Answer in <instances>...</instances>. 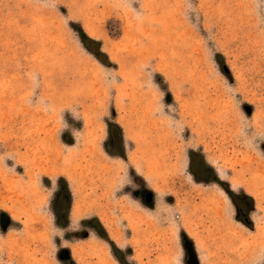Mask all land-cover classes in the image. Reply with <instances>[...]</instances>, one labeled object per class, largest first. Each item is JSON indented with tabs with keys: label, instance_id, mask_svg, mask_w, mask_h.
Wrapping results in <instances>:
<instances>
[{
	"label": "rangeland",
	"instance_id": "1",
	"mask_svg": "<svg viewBox=\"0 0 264 264\" xmlns=\"http://www.w3.org/2000/svg\"><path fill=\"white\" fill-rule=\"evenodd\" d=\"M263 194L264 0H0V264H264Z\"/></svg>",
	"mask_w": 264,
	"mask_h": 264
},
{
	"label": "bare ground",
	"instance_id": "2",
	"mask_svg": "<svg viewBox=\"0 0 264 264\" xmlns=\"http://www.w3.org/2000/svg\"><path fill=\"white\" fill-rule=\"evenodd\" d=\"M65 161V160H64ZM244 170V169H243ZM245 171V170H244ZM243 172V171H242ZM219 177H222V175H218ZM252 177V176H251ZM255 177V176H254ZM255 180H256V178H255ZM234 183V182H233ZM260 183V182H259ZM253 185V184H252ZM255 188V187H254ZM262 189H263V187H262ZM261 193V192H260ZM262 195V194H261ZM264 195V194H263ZM212 197V196H211ZM213 201H215V200H213ZM213 201H208V202H210V204H211V202H213ZM217 204V203H216ZM212 206H214L213 204H211ZM217 206V205H216ZM216 206H214V210L216 209L215 207ZM211 209V208H210ZM218 209V208H217ZM222 210V209H221ZM216 211V210H215ZM217 212V211H216ZM220 213V212H219ZM217 214V213H216ZM218 215V214H217ZM216 217V216H215ZM218 217V216H217ZM219 219H220V217H218ZM223 218V217H222ZM214 220H216V219H214ZM221 220V219H220ZM219 220V221H220ZM220 222H222V221H220ZM227 222V221H226ZM214 223V222H213ZM215 224V223H214ZM223 224V223H222ZM221 225V224H220ZM226 225H227V223H226ZM213 226V225H212ZM216 226H218V225H216L215 224V227ZM224 226V225H223ZM216 229V228H215ZM220 230V229H219ZM205 232V236H203V234H202V236H200L199 237V245H201V246H204V245H206V242H207V238H211V240L217 235V234H219V232H213V231H209V230H207V231H204ZM224 232V231H223ZM235 233V232H234ZM192 234V233H191ZM110 236L113 238V239H111L112 241L114 240V241H118V239H117V237L113 234V233H110ZM196 238V237H195ZM215 239V238H214ZM198 241V240H197ZM115 243V242H114ZM253 246V245H252ZM263 247H264V244L262 245ZM207 247H209V245L207 246ZM251 247V246H250Z\"/></svg>",
	"mask_w": 264,
	"mask_h": 264
},
{
	"label": "flooded vegetation",
	"instance_id": "3",
	"mask_svg": "<svg viewBox=\"0 0 264 264\" xmlns=\"http://www.w3.org/2000/svg\"><path fill=\"white\" fill-rule=\"evenodd\" d=\"M238 211H239V209H238ZM185 251H186L187 257L189 258L188 264H191L193 262V255H192V250H191L190 246L188 249L186 248Z\"/></svg>",
	"mask_w": 264,
	"mask_h": 264
},
{
	"label": "water",
	"instance_id": "4",
	"mask_svg": "<svg viewBox=\"0 0 264 264\" xmlns=\"http://www.w3.org/2000/svg\"><path fill=\"white\" fill-rule=\"evenodd\" d=\"M184 246H185V248H187V249L189 248V244H187V243H185ZM193 258H195L194 255H193Z\"/></svg>",
	"mask_w": 264,
	"mask_h": 264
},
{
	"label": "trees",
	"instance_id": "5",
	"mask_svg": "<svg viewBox=\"0 0 264 264\" xmlns=\"http://www.w3.org/2000/svg\"><path fill=\"white\" fill-rule=\"evenodd\" d=\"M91 41H93V40H91ZM88 50V52H90L91 54H93V52L92 51H90L89 49H87Z\"/></svg>",
	"mask_w": 264,
	"mask_h": 264
}]
</instances>
